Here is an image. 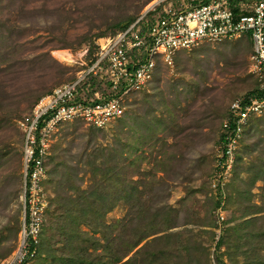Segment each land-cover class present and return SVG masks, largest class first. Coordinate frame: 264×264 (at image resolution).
<instances>
[{"label": "rangeland", "instance_id": "obj_1", "mask_svg": "<svg viewBox=\"0 0 264 264\" xmlns=\"http://www.w3.org/2000/svg\"><path fill=\"white\" fill-rule=\"evenodd\" d=\"M152 1L0 0V264L23 219L18 121ZM250 55L245 39L178 51L112 126L63 125L29 264H264V116L241 147L224 220L209 188L227 108L254 84Z\"/></svg>", "mask_w": 264, "mask_h": 264}, {"label": "built area", "instance_id": "obj_2", "mask_svg": "<svg viewBox=\"0 0 264 264\" xmlns=\"http://www.w3.org/2000/svg\"><path fill=\"white\" fill-rule=\"evenodd\" d=\"M251 40L255 96L235 99L221 126L210 187L224 220L226 193L245 129L264 115V0H153L115 35L99 39L95 60L69 83L42 96L19 121L22 144L23 219L19 244L3 264H29L37 255L49 200L45 188L55 135L66 123L105 130L122 119L128 104L152 81L157 65H171L178 51L202 43ZM94 77L100 89L89 82ZM87 83V89L81 88Z\"/></svg>", "mask_w": 264, "mask_h": 264}, {"label": "trees", "instance_id": "obj_3", "mask_svg": "<svg viewBox=\"0 0 264 264\" xmlns=\"http://www.w3.org/2000/svg\"><path fill=\"white\" fill-rule=\"evenodd\" d=\"M140 15V14H139ZM139 15L138 16H136L135 18H133L132 20H130L129 22H127V23H125V24H123L121 27L119 26H116L117 27V30L114 32V34L113 35H115L120 29H122V28H124V27H127V26H129L130 24H132L138 17H139ZM245 40H247L249 43H250V45H251V40L249 39V38H244ZM97 51H98V46H97V48H96V50H95V52L90 56V58H89V62H92L93 60H95V55H96V53H97ZM160 64L159 65H157V67H156V69H155V72H154V76H153V79H154V77L156 76V73H157V71L159 70V68H160ZM77 77H75V78H73L71 81H69V82H72V81H74L75 79H76ZM152 79V80H153ZM69 82H67V83H69ZM152 82V81H151ZM151 82L149 83V85L151 84ZM88 83H90V85H91V88L92 89H94V90H97V89H100V83H99V81L97 80V79H95L94 77H90V79H89V82ZM58 87V86H57ZM56 88V87H55ZM54 88V89H55ZM82 89L83 88H85V89H87V83H85L84 85H83V87H81ZM50 92H52V90L51 91H49V92H47V93H45V94H48V93H50ZM257 92H258V84H257V81L256 80H254V84H253V86H252V88L251 89H249V90H247L246 92H244L243 94H241V95H239L238 97H241V96H255V95H257ZM44 94V95H45ZM44 95H42V96H44ZM41 96V97H42ZM40 97V98H41ZM238 97H236L235 99H237ZM39 98V99H40ZM38 99V100H39ZM234 99V100H235ZM38 100L36 101V103L38 102ZM233 100V101H234ZM232 101V102H233ZM231 102V103H232ZM35 103V104H36ZM132 103V102H131ZM131 103H129L128 104V110H129V108H130V106H131ZM231 103L229 104V106H228V108H227V111H226V114H225V117H224V119H223V121L225 120V119H227V117H228V111H229V107H230V105H231ZM34 104V105H35ZM34 105L31 107V109L34 107ZM30 109V110H31ZM29 110V111H30ZM264 116V115H263ZM262 116V117H263ZM262 117H260V118H262ZM260 118H256V117H252L251 119H250V121H249V125H248V127L245 129V132H244V136H243V139H242V143H241V147H242V145H243V142H244V140H245V138H246V135H247V133L251 130V128L253 127V125H254V123L258 120V119H260ZM223 121H222V123H223ZM73 123H83V122H73ZM222 123H221V126H222ZM66 124H68V123H66ZM84 124V123H83ZM65 125V124H64ZM112 126V125H111ZM92 128V127H91ZM94 129V128H93ZM220 129H221V127H220ZM220 132H221V130H220ZM22 142H23V137H22ZM219 142H220V135H219ZM241 155H242V150H241V148H240V150H239V152H238V155H237V162H236V166H235V169H234V175H233V178H232V180H231V184H232V182H233V179H234V176H235V173H236V171H237V168H238V165H239V162H240V158H241ZM50 159H52V153H51V156H50ZM60 164V163H59ZM58 164V165H59ZM50 172H51V169H50V166H49V168H48V179H47V182H46V184H45V188H46V191H47V184H48V182H49V179H50ZM211 176H212V173H211ZM211 176H210V179H211ZM228 184V187H227V191L230 189V186H231V184ZM209 188H210V190H211V187H210V180H209ZM63 184L62 183H60V186H58V192L60 193V195H61V192H63ZM59 193H58V196L60 197V195H59ZM48 194V193H47ZM48 199H49V197H48ZM50 201V200H49ZM63 201H64V199L63 198H61L60 197V203H59V198H58V204H60V209L61 210H63V211H65V205H63L62 203H63ZM49 209V208H48ZM48 209H47V212H46V215H45V221H44V224H43V228H42V232H41V237H40V241H41V239L43 238V236H44V233H45V229H46V226H47V216H48ZM102 211H107L105 208H100L99 209V213H103ZM69 212H73V210H69ZM135 245H136V243H135ZM39 246L40 245H38V249H39ZM38 252H39V250L37 251V255H39L38 254ZM96 262L95 261H90V262H88L87 264H95Z\"/></svg>", "mask_w": 264, "mask_h": 264}]
</instances>
